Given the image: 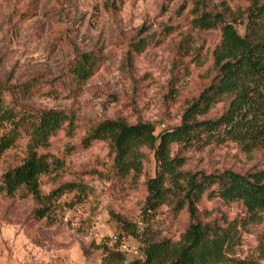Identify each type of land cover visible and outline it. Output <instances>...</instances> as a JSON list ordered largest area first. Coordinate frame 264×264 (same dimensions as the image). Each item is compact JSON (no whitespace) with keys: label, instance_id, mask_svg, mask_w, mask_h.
Segmentation results:
<instances>
[{"label":"rangeland","instance_id":"374dc122","mask_svg":"<svg viewBox=\"0 0 264 264\" xmlns=\"http://www.w3.org/2000/svg\"><path fill=\"white\" fill-rule=\"evenodd\" d=\"M185 1L0 0V85L23 84L44 76L53 87L44 84L30 97V102L72 110L78 116L72 137L60 131L52 139L49 152L65 158V170L56 180L44 175L42 190L48 193L68 181L83 182L93 188L79 203L77 192L64 194L59 202L66 205L53 213V221L33 219L37 203L32 196L1 197L0 264H101V250L86 257L84 248L102 243L117 245L133 259L134 250L142 251L148 239L180 238L189 214L186 209L175 210L176 199L156 212L145 210V180L155 171L150 148L143 147V172L137 177L119 179L112 175L113 159L107 142L95 141L87 148L81 142L91 123L118 115L130 122H154L159 131L180 123L187 102L208 83L212 51L221 38L219 29L194 31L200 36L197 45H205L209 60L202 66L191 62V74L180 82L178 95L171 94L173 63L187 29V21L179 16ZM229 1L233 6L248 5L246 0ZM170 24L178 26L176 31L162 44L151 45L137 55L134 68L126 71L123 60L129 41L143 35L158 38ZM237 27L245 34L246 20L239 21ZM83 52H94L102 59L96 73L73 96L68 67ZM223 109L224 101L209 116L220 115ZM26 143L24 137L0 156V176L8 167L21 162ZM185 155L186 168L264 169V147L248 155L232 141L203 150H187ZM204 207L214 209V217L222 212L231 218L244 214L241 204L220 199L205 198L200 208ZM117 214L132 225L126 229L118 222ZM262 228L255 225L244 232L242 243L228 253L229 258L245 259L254 254Z\"/></svg>","mask_w":264,"mask_h":264},{"label":"trees","instance_id":"16d2710c","mask_svg":"<svg viewBox=\"0 0 264 264\" xmlns=\"http://www.w3.org/2000/svg\"><path fill=\"white\" fill-rule=\"evenodd\" d=\"M246 1L247 7L233 6L229 0H186L180 8L179 16L187 21V29L173 63L170 91L174 96L182 79L191 74V62L202 66L209 60L205 45H197L200 36L194 31H221L212 51L208 83L187 102L180 123L159 131L154 122H130L118 115L91 123L82 138L86 148L99 140L108 143L112 175L119 179L139 176L146 161L143 147L153 151L155 171L145 180V210L156 212L176 199L175 210L186 209L189 214L180 238L146 240L143 258L136 255L129 259L126 250L108 243L84 248L86 257L101 250V264H261L264 260V169L186 168L185 155L187 150H203L227 141L236 142L248 155L264 147V0ZM245 20V34H241L237 23ZM177 27L166 26L158 38L143 35L129 41L125 70H132L137 55L151 45L162 44ZM101 59L94 52L76 55L68 67L73 96L96 73ZM48 83L53 84L44 76H36L23 84L0 85V156L27 138L21 162L0 176V198L32 196L37 203L32 211L36 221H53V213L66 205L59 202L64 194L77 192L79 203L93 189L83 182L68 181L48 193L42 190L44 175L56 180L65 170V158L49 152L53 137L60 131L72 137L78 127L74 111L30 102V97ZM222 101V113L209 116ZM134 106L138 109L135 101ZM205 198L239 203L244 214L231 218L222 212L214 217V209L200 208ZM116 217L126 229L132 225L124 216ZM255 225L263 226L255 253L245 259H230L228 253Z\"/></svg>","mask_w":264,"mask_h":264},{"label":"built area","instance_id":"2783aa9c","mask_svg":"<svg viewBox=\"0 0 264 264\" xmlns=\"http://www.w3.org/2000/svg\"><path fill=\"white\" fill-rule=\"evenodd\" d=\"M116 238H117V237H116ZM124 247H126V246H124ZM134 253H135L137 256L141 257V258L144 257V253H143L141 250L136 249V250H134Z\"/></svg>","mask_w":264,"mask_h":264}]
</instances>
